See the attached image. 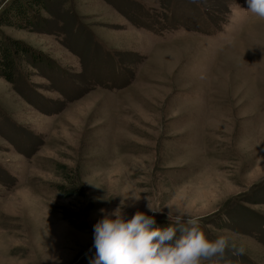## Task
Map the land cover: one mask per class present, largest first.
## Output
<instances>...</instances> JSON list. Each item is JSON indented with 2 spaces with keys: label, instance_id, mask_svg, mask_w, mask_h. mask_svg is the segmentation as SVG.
Returning <instances> with one entry per match:
<instances>
[{
  "label": "rangeland",
  "instance_id": "rangeland-1",
  "mask_svg": "<svg viewBox=\"0 0 264 264\" xmlns=\"http://www.w3.org/2000/svg\"><path fill=\"white\" fill-rule=\"evenodd\" d=\"M46 6L34 27L0 26L49 59L0 79V264L93 263L121 201L126 220L226 237L216 264H264V19L246 0ZM59 166L87 198L61 197Z\"/></svg>",
  "mask_w": 264,
  "mask_h": 264
},
{
  "label": "clouds",
  "instance_id": "clouds-1",
  "mask_svg": "<svg viewBox=\"0 0 264 264\" xmlns=\"http://www.w3.org/2000/svg\"><path fill=\"white\" fill-rule=\"evenodd\" d=\"M246 4L247 12L264 19V0H246ZM123 203L94 226L93 264H202V261L216 264L214 258H223L229 249L226 237L208 239L194 218L186 220L187 226L154 228L155 218L142 212L126 220ZM148 207L153 211L150 202ZM231 249L234 255L244 251L235 245Z\"/></svg>",
  "mask_w": 264,
  "mask_h": 264
},
{
  "label": "trees",
  "instance_id": "trees-1",
  "mask_svg": "<svg viewBox=\"0 0 264 264\" xmlns=\"http://www.w3.org/2000/svg\"><path fill=\"white\" fill-rule=\"evenodd\" d=\"M46 0H13L0 14V26L17 27L28 29L36 25V18L39 17L41 10H45ZM49 59L41 52L35 51L25 42L13 39L5 35L0 30V79L16 85L20 83L25 75H23V67L31 65L36 68L40 65H45ZM47 65V64H46ZM59 170L63 172V178L71 184V188L65 185H58L57 192L63 198H87V193L82 184L79 175L68 170L65 166H59ZM66 171L71 172V176L66 175ZM64 219H68L72 225H75L79 216H70L65 211H61ZM155 228V227H154ZM93 264V263H80Z\"/></svg>",
  "mask_w": 264,
  "mask_h": 264
}]
</instances>
